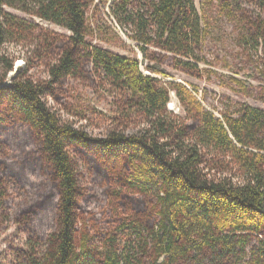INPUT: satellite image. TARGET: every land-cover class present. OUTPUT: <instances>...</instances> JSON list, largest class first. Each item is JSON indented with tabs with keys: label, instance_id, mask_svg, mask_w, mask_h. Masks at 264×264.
<instances>
[{
	"label": "trees",
	"instance_id": "trees-1",
	"mask_svg": "<svg viewBox=\"0 0 264 264\" xmlns=\"http://www.w3.org/2000/svg\"><path fill=\"white\" fill-rule=\"evenodd\" d=\"M96 1L0 0V84L16 59L4 47H31L25 71L0 87V214L10 217L15 184L27 194L12 219L28 235L18 264H264V110L241 103L219 117L186 86L158 78L169 76L167 67L201 77L195 0ZM109 1L142 60L88 41V12ZM206 3L239 30L264 104V0ZM40 62L46 80L29 75ZM71 81L99 84L114 97L106 138L90 137L47 105L48 97L61 102ZM251 90L247 83L245 94ZM171 92L184 116L168 110ZM135 125L138 134L127 135ZM76 155L107 181L105 195L123 211L117 224L81 232L85 188Z\"/></svg>",
	"mask_w": 264,
	"mask_h": 264
},
{
	"label": "rangeland",
	"instance_id": "rangeland-1",
	"mask_svg": "<svg viewBox=\"0 0 264 264\" xmlns=\"http://www.w3.org/2000/svg\"><path fill=\"white\" fill-rule=\"evenodd\" d=\"M98 2L99 0L96 1V3ZM110 3L111 1L107 5L98 4V8H92L88 12L89 23L93 29V36L88 41L120 55L137 57L142 60L143 57L137 45L129 40L126 31L117 24L111 15ZM195 5L203 19L204 28V43L200 52L203 62L199 63L202 70L201 77L186 75L167 67L169 76H158V78L163 83L175 82L186 86L206 109L219 117L221 111L233 110L241 103H249L253 107L264 110V104L259 99V88L262 84L253 78L257 72L254 70L255 62L248 49L242 44L239 30L219 12L215 5H208L206 0H195ZM6 11L27 20H33L54 33L70 34L62 27L41 22L36 18L32 19L17 10L7 8ZM102 30H106L108 33L107 39H105L106 35L102 33ZM28 50H31L30 46L22 48L20 45L7 44L4 47V51L16 59L14 71L9 73L7 80L0 84V87L11 86L13 79L25 71V60L30 57ZM18 62L21 65H18ZM46 68V63L40 62L30 71L29 75L35 80H46L48 79ZM141 70L145 75H150L145 70V65L141 66ZM3 72L4 69L0 65V78ZM255 76L258 77V75ZM247 83L253 86L249 96L244 92ZM104 89L105 87H99V84L92 86L81 81H71L62 91L61 102L52 97L45 98V101L62 121L85 131L92 138L102 139L106 138L112 130V118L117 113L114 97L105 96ZM167 108L174 114L184 116V110L173 92H171V100ZM139 130L140 126L135 125L130 127L126 133L129 136H134L138 134ZM75 158L79 164L80 182L85 188V197L82 202L85 211L81 213V232L89 229L94 233L100 229H106L108 224H117L118 216L123 211L122 208L114 204L115 202H112L109 196L105 195V190L108 188L107 181L90 172L81 157L76 155ZM34 171L32 175L37 173L36 169ZM11 193L13 207L10 210V217L7 218L0 214V264H18V255L27 248L28 235L24 227L12 222L19 204L27 194L16 184ZM51 226L52 223L48 228L50 231L53 230ZM41 230L42 233L45 232V228ZM126 241V238L122 240V251H124ZM143 262L150 264V260Z\"/></svg>",
	"mask_w": 264,
	"mask_h": 264
}]
</instances>
